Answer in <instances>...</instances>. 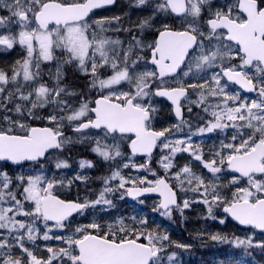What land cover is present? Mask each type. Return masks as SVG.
Returning a JSON list of instances; mask_svg holds the SVG:
<instances>
[{
	"label": "snow or ice",
	"instance_id": "1",
	"mask_svg": "<svg viewBox=\"0 0 264 264\" xmlns=\"http://www.w3.org/2000/svg\"><path fill=\"white\" fill-rule=\"evenodd\" d=\"M137 2L143 5L146 0ZM113 3L114 0H5L3 7L9 9L11 16L0 17V25L8 24L15 18L21 26V31L17 34L0 35V46L11 49L16 43L23 45L27 49V58L22 62L17 61L10 77L0 70V108L5 112L14 110L16 113H23L26 109L28 116H32L35 110L49 105H55V108L44 117L54 125L53 127H31L5 115L3 118L9 127L0 128V161H11L15 164L24 161L35 162L46 158L50 150L62 149L71 142L63 132L65 122L69 125L75 124L73 130L76 133L85 129L101 130L103 135L94 139L95 146L92 151L104 160L122 155L119 144L106 142L109 137L115 140L117 135L124 138L127 134H133L135 138L130 139L133 154L139 152L150 155L157 146V141H160L162 148L168 152L159 160L160 166L166 172L174 167L173 160L177 153L188 152L212 174L220 173L224 165L239 173V177L233 176L230 181L233 185L237 184L240 178L246 177L248 186L238 187L229 200L217 190L216 184L205 183L188 165L173 174L181 191L189 190L183 187L187 181L192 192L203 196L202 202L208 205L210 216L213 206L220 205L225 213L241 225H250L264 232V78L254 84L252 78L244 72V68L254 62L257 67L264 66V0H237L235 9L229 7L226 12H215L206 21L207 35L191 25L184 31H171L165 26L159 33V39L150 45H141V42L136 40L134 43L140 46L141 50L143 47L148 48L150 61L140 55L130 60L132 46L118 59L115 46L119 45L120 41L100 38L94 29L95 26L103 30V25L111 21L97 20L89 24L88 17L94 9ZM207 3L208 0H162L157 5V10L196 18L201 14V5ZM114 19L118 20L119 17ZM148 24L149 21L145 20L140 27ZM213 38L219 42V46L206 49L204 40L211 41ZM56 49H62L67 54L65 63L75 62L82 72L93 76V87L107 90L108 94L101 95L99 99L91 102L82 100L78 108H70L66 101L60 99L61 93L65 92L64 88H49L46 84L38 82L39 61H52ZM109 51H112L113 55L110 56ZM34 53L37 57L36 71L30 70ZM225 57L229 60L238 57L240 63L227 67L221 64V71L213 73L210 77L211 85L208 80L188 85L178 82L176 87H157L155 91L151 90L153 82L159 81L162 84L164 78H174L181 65L188 67V71L183 72V76L187 77L193 70V64L199 71L212 68L217 60L223 61ZM140 61L151 63L156 70L136 72ZM105 66L111 69L112 74L100 79L98 71ZM18 78L24 82L35 83V87L27 92L20 86L8 91L6 86L9 82H18ZM221 80L225 82L221 84ZM122 82L130 86L129 91L119 90L117 86ZM229 82H234L250 92H256L258 99L240 101L238 94L228 93ZM189 89L200 90L198 100L190 103L205 104L208 97H215L220 101L204 107L205 112L211 109L212 119L198 128L200 134L229 127L237 129V135L232 137L233 142L221 145L222 151L227 150L226 156L221 151L214 153L216 158L204 160L199 146L193 145L191 135L183 139H168L173 130L182 131V125L187 123L183 119L181 99H188ZM151 96L166 97L170 100L175 106V115L180 122L161 131L152 130L151 119L155 109L145 101L146 97ZM229 102L235 106H229ZM9 103L13 105L12 109L7 107ZM90 103H94L95 107H90ZM58 109H63L69 114H59ZM188 111L190 112L191 108ZM14 129H20V134H16ZM244 130H250L247 138L243 137ZM92 166L91 161H80L81 168ZM55 167H68V164L66 161H59ZM139 167L147 168V165ZM258 174L260 178H257ZM116 179L119 180L116 188L108 186L111 180ZM16 181L18 183L14 185L12 177L0 172V230H4L0 231V264H63L65 257L69 264H162L164 242H173L169 241L167 234L148 230L147 219L137 222L133 218L131 227L125 225L121 219L115 230L109 225V231L103 233L99 231L100 225L92 223L76 229V232L80 233L79 238L56 236L54 238L66 243L67 247L47 248V259L37 257L25 246V241H35L40 236L38 221L42 222L46 229L41 238L45 241L53 239L49 234L52 229L64 228V222L74 212H82L85 208L98 204L111 205L107 195L121 189H124L121 198L124 195L139 197L143 193L160 192L163 196L160 203V208L164 210L162 215L169 217L172 207L183 213L184 209L190 206L188 200L183 201L182 207L177 203L176 192L165 179H156L154 182L147 181L146 178L141 179L139 184L149 186L137 187V180H125L119 171L105 179V187L96 200L85 199L84 203L60 199L54 194V189L63 187V181L48 179L43 174L26 178L16 177ZM128 183L132 186L125 189V184ZM21 185L26 186H23L18 199L17 192ZM25 202H30L28 210L25 209ZM5 204L8 206L5 207ZM50 221L55 223L49 225ZM137 223L139 228L135 226ZM220 223H224V220ZM88 229L97 230V234H92ZM210 239L228 242V237L220 234L211 235ZM232 242L236 247H243L245 250H264V241L254 243L251 236L244 239L233 237ZM175 246L182 249L190 247L179 243ZM12 249H18L20 255H12ZM175 256L176 253L173 252L167 256V260L175 264ZM221 264L225 262L222 261ZM235 264L242 262L237 260Z\"/></svg>",
	"mask_w": 264,
	"mask_h": 264
},
{
	"label": "rangeland",
	"instance_id": "2",
	"mask_svg": "<svg viewBox=\"0 0 264 264\" xmlns=\"http://www.w3.org/2000/svg\"><path fill=\"white\" fill-rule=\"evenodd\" d=\"M5 0H0V9L5 10V12H0V17H10L11 13L8 8L3 7ZM10 2V0H9ZM162 0H146V3L143 5L138 4L137 0H118V3L115 8L106 10L104 12L98 13L88 19L89 24H93L94 21L97 20H108L111 21L110 23H105L103 25V30L100 27H95L94 29L100 38H107L111 41H120V44L115 46V53L118 54L117 58L123 57L124 54L127 52L130 46L133 47V52L130 54L129 59H135L137 55L143 56L145 60L149 61V53L147 47H143L141 50L140 46L135 45V41L139 40L141 45H150L155 42V37H150L154 33H157L162 28L167 27H179L180 29H187L189 25L193 28L200 29L206 24L207 18L206 17H196L193 18L191 16H177L174 13L170 12H160L157 10V5L161 3ZM208 4L211 6V9H207L204 7L201 9V13L204 11H217V3L208 1ZM128 5V6H127ZM204 5H201V7ZM201 15V14H200ZM115 17H119L118 20L114 19ZM145 20L149 21V30L145 27H140L141 23ZM123 23L125 27H129L130 29L137 28V34L133 35H121L119 33L118 23ZM21 31V26L17 23L15 18H12L11 22L5 25H0V35H8V34H17ZM127 31V28L123 30V33ZM203 32V31H202ZM207 35V33H205ZM205 48H214L219 46V42L214 38L212 41L208 39L204 40ZM234 46V45H233ZM58 50L56 49L54 52V59L52 61H39V77L38 82L44 83L40 80H46L49 78V75L42 73V68L44 64H49L48 68L50 70V78L53 81L52 85L46 84L49 88H56L57 86L64 88L65 92L61 93L60 99L66 101L67 105L70 108H78L80 102L82 100H88L89 102L93 101L94 97L88 99L86 97L81 96V90L79 88L73 87L74 84H67L69 86L72 85L71 88H68L64 85H61V62L58 57ZM109 55H113L112 51H109ZM27 58V49L18 43L14 44L11 49L6 48L5 46H0V70L6 72L9 77L12 75V70L17 66V61H23ZM37 62L36 53H34L32 58V65L30 66V70L36 71L35 64ZM99 62V61H98ZM239 58H235L229 60L227 57L223 61L217 60L216 65L212 68H205L203 70L197 71L195 69V65H192V72L189 73L187 77L183 76V72L188 71V67L185 68L179 73V75L175 76L172 79H168L163 81L161 84L159 81L153 82L152 91L159 86H169L175 87L178 86L179 83H183L184 85L192 84V83H203L205 80H208L209 85H211V79L213 73H217L221 71L220 65H235L239 64ZM136 72H141L145 70L155 71V67L151 64H145L144 61H140L136 66ZM102 72L104 77L101 79L106 78L112 74L111 69L105 68L99 69V73ZM131 72V69H130ZM244 72L252 78L256 83L261 81L264 78V73L262 72L261 67H257L253 65L252 67L244 68ZM81 73L85 74L81 71ZM225 81L221 80V84ZM17 86L22 87V89L27 92L30 91L32 87H35V83L33 82H24L22 79L18 78V82H9L6 86L8 91H13ZM120 91H129L130 86L127 83L122 82L120 86H117ZM77 90V91H76ZM79 91V92H78ZM229 94H238L240 97V101L247 99L251 101L253 99H258V94L255 92L254 94H246L241 91L235 85L229 83L228 89ZM104 93V95L108 94L107 90H101L97 87L95 92V96L97 94ZM207 93L205 92V95ZM200 95L199 89H189L188 99H183L182 105L185 107L186 112V124L182 125V131H175L173 130V134L168 136L169 140H176V139H183L187 135H191L192 143L194 146L198 145L202 151V155L204 160H211L216 158L214 153L221 152V145L232 143V137L237 135V129L233 127L226 128L224 130H215L211 133H204L200 134L198 131L193 133H189L187 135L184 134L183 129L189 125L190 122L198 121L199 117L193 116V112H189L188 109L191 108V111L194 108H199L204 113L205 122L212 119L211 117V109L208 112L204 111V107L208 104H216L220 103V101L215 97H208L205 104H198V103H190L195 102L198 100ZM146 103L150 104L152 108L155 109L156 116L151 120V128L157 129H165L171 128L172 126L178 124V120L174 118L171 113L170 106L164 100H159L155 96L146 97ZM238 103V102H237ZM90 107L93 106V103L89 104ZM229 106H235L232 102H229ZM7 107L9 109L13 108L12 104H8ZM48 108V109H46ZM55 105H49L41 109L35 110L32 116L27 115V110L25 109L23 113H16L13 111L5 112L3 108H0V127L7 128L9 124L6 120H4V116H9L12 120L19 121L21 123H25L29 126L33 125L34 123H44V125H51L54 126L51 122L44 117H47L50 112L53 111ZM44 113L40 112V110H44ZM59 114L67 115L69 112L64 111L63 109L57 110ZM170 115V117H168ZM39 117V118H37ZM75 127V124L69 125L65 122L63 126V130L65 128H70L69 133H65V136L69 137L71 142L68 144L81 145L80 147H86L90 150V155L95 156L93 158L92 167H80V161L86 160L81 158L79 160H75L74 163H71L66 160H60L58 157V153H52L48 159V163L44 165L42 168H34V167H27L23 166L19 168V172L23 171L25 173V178L29 176H35L39 174H43L48 179H55L56 181H63V187H59L54 189V193L61 194L67 198H76V199H87L88 201H94L99 196H91L89 198L88 195L91 192L89 186H94L95 183L93 182L94 179H98L99 189L100 192L105 187V179L112 176V174L116 171H119L120 175L125 178V180H139L145 179L147 181H155L159 178L162 174L157 172L152 177H150V173L147 171V168L139 167L140 165H147L150 163V159L148 158H141L138 159L134 156L128 154L125 150V147L128 143V137L121 138L119 135L116 136L115 140L111 137L107 139V143L112 144L116 143L120 146V151L122 155L120 157H116L115 159L111 160H104L98 154L92 151L94 145V139L101 137L102 131H95V130H87L81 133H76L72 130ZM191 129V128H190ZM16 132H21L20 129H14ZM243 137L247 138L250 134V130L243 131ZM239 141V136H237V142ZM87 145V146H84ZM159 152L157 154V158H160L164 152L161 143L159 142L158 145ZM223 155H227V150L222 151ZM90 157V156H89ZM86 157L87 159H91ZM97 157V160H96ZM59 161H66L68 167L56 168L55 165ZM88 161V160H87ZM125 164H128V167H124ZM174 167L169 171H165L163 169V175L168 176L170 179L175 180V185L180 189L179 183L176 180L175 176L173 175L175 172L179 171L185 165H188L192 171L201 176L205 183L212 182L216 184L217 190L220 191L224 196H226L229 200L232 198V193L236 191L238 187H247V179L240 178L238 183L233 185L230 181L233 179L232 174L226 165L222 166V170L220 173L212 174L208 169H206L200 161L194 160L188 152H179L176 154L173 160ZM136 165V167H133ZM103 172L99 173L102 171ZM128 170H131L128 172ZM0 172L3 171V166L0 164ZM76 177H82V179H76ZM239 177V176H236ZM257 178H260L257 176ZM119 183V180H111L109 182L110 187L116 188ZM26 186V185H23ZM129 186H132L130 183L125 184V189ZM195 186L194 184L192 185ZM183 187L185 189H189L188 191H181V202L180 206H183V201H189V207L184 209L183 213H181L176 207L172 208L171 217L162 215L163 209L160 208L159 205V198L157 197H142L136 199L125 198L126 195L121 198L124 189L119 191H114L107 195V199H113L119 197L121 202L119 208L116 209L111 213L110 216L105 215L103 211L98 212L92 209L93 206L86 208L89 213L88 216L83 217V213L72 217L64 222V228H53L52 232L49 233L53 239H49L47 241L43 240L42 234L46 229L42 222L38 221L37 226L40 228V236L35 241H25V246L30 249L37 257L47 259L49 253L47 252V248H64L67 247L66 243L61 240H57L54 237L62 236L68 237L73 236L74 238H79L80 233L76 232L77 228L82 226L90 225L92 223H96L100 225L99 231L101 233L109 231V225L113 226V230L118 227V221L123 219L124 224L131 227L133 226V218L138 222L142 219H147V226L148 230L151 229H159L158 233L160 234H167L169 237V242H164L165 250L162 252V264H172L167 260V256L171 255L173 252L176 253L174 257L175 264H198L196 261L192 259V253H187L186 250L177 248L175 245L179 244H187L190 247H194L195 244L191 242V239L194 237L202 243L201 251L207 249V247H211L212 249L217 248L220 251V248L225 247L227 253H224L222 256H209L210 260L208 264H221V262H225V264H235L237 260L241 261L242 264H259V260L254 256V250L258 248H249L245 250L243 247H236L235 244L232 242L233 237H239L240 239H244L248 236L253 238L254 243L257 241H264V233H260L255 229L250 228H239L235 224L231 222L228 216L224 215L222 212V206L215 205L213 206L212 215L208 214V205H205L202 200L203 196L200 193L192 192L190 190V186L188 185L187 181H185ZM203 189H201V193ZM20 198V195L17 196ZM210 199V197H209ZM30 202H25V209L28 210ZM5 207L8 205L5 204ZM96 207H100V210L105 209L107 205L105 204H98L95 205ZM158 209V210H157ZM20 219L21 217H17ZM221 220H224V223H220ZM180 223L178 224V222ZM49 225H52L49 223ZM136 227H140L137 223ZM105 229V230H104ZM104 230V231H103ZM4 231V230H0ZM90 232H97L95 229H88ZM220 234L222 236L228 237V242H220V241H213L210 239L211 235ZM207 244H211L208 245ZM207 246V247H206ZM189 247V248H190ZM250 253V255L248 254ZM11 254L16 256L20 255L18 249H12ZM2 259V258H0ZM55 264V262H54ZM63 264H69L67 258L65 257L63 260Z\"/></svg>",
	"mask_w": 264,
	"mask_h": 264
},
{
	"label": "trees",
	"instance_id": "3",
	"mask_svg": "<svg viewBox=\"0 0 264 264\" xmlns=\"http://www.w3.org/2000/svg\"><path fill=\"white\" fill-rule=\"evenodd\" d=\"M149 27H150L149 25L145 26V28L147 30H149ZM118 28H119V33L121 35L137 34V28L130 29L129 27H125L123 25V23H121V22L118 23ZM126 28H127V31L125 33H123V30ZM156 36H157V33H154L150 37L152 38V37H156ZM60 54L63 57V61H64L63 62V68H64V71L67 75V79L65 80V82L69 83V84H74L75 87L79 86L80 89L86 90L87 92H94L93 82H89V80L87 79L88 78L87 75L79 72V68L75 62L65 63V60L67 59V54L62 49L60 50ZM92 96H93V94H92ZM42 113H44V112H42ZM190 123H192V122H190ZM200 123H201L200 121H197L194 124V126H199ZM38 124H40V123H38ZM89 156L92 159L95 158V156L90 155V150H88L86 147H80V146L66 144L62 149L58 150L59 159L69 158L70 160H72L73 158H84V157H89ZM154 159H155V156L153 157V160H152L150 165H153L154 166L152 168L153 171L157 172L159 170V168L156 166V162L154 161ZM47 163H48V160H46L45 162H37L34 164H29L28 166L34 167V168H42ZM3 169H4L5 173H7L10 177L13 178V184L14 185L17 184L18 181H16V177L20 176L18 168L12 167L6 163H3ZM102 171H103V168H102ZM24 176H25V174L22 173V177H24ZM22 188H23V185L20 186V189L17 192V196L20 195ZM92 195L95 196L96 193L93 192ZM121 200H120V198H118L117 201L112 200L111 205H107V207L105 209H103V211H107L109 214H111L113 211H115L116 209L119 208ZM179 223H180V221L178 222V224ZM157 231L159 232L160 230L158 229ZM201 245L202 244H200V243H195V246L191 248L192 259H193V261H196L198 264H208V262L210 260L209 256H217L220 253L217 248L212 249L211 247H207V249L201 251L202 248H205V247H202ZM254 256L259 260V264H264V250H261L259 248V251H257V253L254 254Z\"/></svg>",
	"mask_w": 264,
	"mask_h": 264
},
{
	"label": "water",
	"instance_id": "4",
	"mask_svg": "<svg viewBox=\"0 0 264 264\" xmlns=\"http://www.w3.org/2000/svg\"><path fill=\"white\" fill-rule=\"evenodd\" d=\"M116 3V0H114V3L113 4H111V5H105V6H103V7H101V8H105V7H109V6H113L114 4ZM90 15V14H89ZM164 30V29H163ZM163 30H161V31H163ZM169 30H171V31H179V30H174V29H169ZM160 31V32H161ZM159 32V33H160ZM159 39V34H158V36H157V40ZM183 66L184 65H181V67L179 68V69H177V72L174 74V76L183 68ZM264 67V66H263ZM234 83V82H233ZM236 84V83H235ZM238 85V84H237ZM238 86H240V85H238ZM241 87V86H240ZM242 88V87H241ZM243 90H245L246 92H248V93H253V92H250V91H248V90H246V89H244V88H242ZM158 97H160V96H158ZM100 98V97H99ZM99 98H97V99H99ZM161 98H164V97H161ZM166 98V97H165ZM182 100V99H181ZM171 102V101H170ZM172 103V102H171ZM173 104V103H172ZM182 108V107H181ZM174 110H175V106H174ZM182 115H183V109H182ZM35 127H39V128H43V127H49V126H35ZM131 148V147H130ZM132 150V149H131ZM155 150V148L152 150V152ZM51 151V150H50ZM151 152V153H152ZM136 154H146V153H136ZM46 156H47V154H46ZM45 158H41L40 160H44ZM4 162H7V163H10L11 165H14V166H20V165H22V164H25V163H28V162H33V161H24V162H21L20 164H15V163H13V162H11V161H4ZM237 174H239V173H237ZM240 175V174H239ZM163 179H165V178H163ZM168 183V182H167ZM169 184V183H168ZM137 187H140V186H137ZM174 190V189H173ZM175 191V190H174ZM176 192V191H175ZM149 194H159V195H161V197H162V200H163V196H162V194L160 193V192H149V193H143L142 195H140V196H144V195H149ZM56 195V194H55ZM59 196V195H58ZM59 198L60 199H63V200H65L64 198H62V197H60L59 196ZM132 198H134V197H132ZM176 198H177V203H178V197H177V194H176ZM67 201H73V202H76V203H81V202H79V201H76V200H67ZM75 213V212H74ZM73 213V214H74ZM72 214V215H73ZM231 217V216H230ZM231 219L236 223V224H238V225H240V226H242V227H252V226H250V225H241L240 223H239V221H236L234 218H232L231 217ZM258 231H260V232H262V230H260V229H257Z\"/></svg>",
	"mask_w": 264,
	"mask_h": 264
},
{
	"label": "flooded vegetation",
	"instance_id": "5",
	"mask_svg": "<svg viewBox=\"0 0 264 264\" xmlns=\"http://www.w3.org/2000/svg\"><path fill=\"white\" fill-rule=\"evenodd\" d=\"M208 1H212V2H215L216 1V3H217V6H218V8H217V11H221V12H226L227 11V9L229 8V7H231V8H234L235 9V5H236V3H237V0H208ZM116 7V6H115ZM114 7V8H115ZM210 9H211V6L209 7ZM104 11H106V10H99V11H94L92 14V16H94V15H96V14H98V13H101V12H104ZM216 11V12H217ZM215 13V11H210V12H207V11H204V12H202L201 13V17H207L208 16V18H207V20L208 19H210L211 17H212V15ZM233 14L235 15L236 13H235V11L233 12ZM206 24H204V26L200 29L201 31H203L204 33H208V28L205 26ZM214 39V38H213ZM212 39V40H213ZM211 40V41H212ZM225 66H229V65H225Z\"/></svg>",
	"mask_w": 264,
	"mask_h": 264
},
{
	"label": "bare ground",
	"instance_id": "6",
	"mask_svg": "<svg viewBox=\"0 0 264 264\" xmlns=\"http://www.w3.org/2000/svg\"><path fill=\"white\" fill-rule=\"evenodd\" d=\"M128 6V5H127ZM76 78V77H75ZM88 82V81H87ZM76 84V83H75ZM77 86V85H76ZM71 87H72V85H71ZM79 87V86H78ZM77 91V90H76ZM79 92V91H78ZM168 117H170V115L168 116Z\"/></svg>",
	"mask_w": 264,
	"mask_h": 264
}]
</instances>
